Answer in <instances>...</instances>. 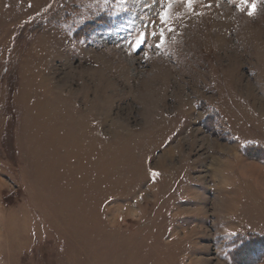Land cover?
Returning a JSON list of instances; mask_svg holds the SVG:
<instances>
[{
    "label": "rangeland",
    "instance_id": "obj_1",
    "mask_svg": "<svg viewBox=\"0 0 264 264\" xmlns=\"http://www.w3.org/2000/svg\"><path fill=\"white\" fill-rule=\"evenodd\" d=\"M262 214L264 0H0V264H264Z\"/></svg>",
    "mask_w": 264,
    "mask_h": 264
},
{
    "label": "crops",
    "instance_id": "obj_2",
    "mask_svg": "<svg viewBox=\"0 0 264 264\" xmlns=\"http://www.w3.org/2000/svg\"><path fill=\"white\" fill-rule=\"evenodd\" d=\"M262 216L264 215L262 214ZM236 229L237 231H235L234 234H238V233L245 234V233L254 232L260 235H264V221L262 222V224H255L250 221L245 222V223L243 222L240 225H238Z\"/></svg>",
    "mask_w": 264,
    "mask_h": 264
},
{
    "label": "snow or ice",
    "instance_id": "obj_3",
    "mask_svg": "<svg viewBox=\"0 0 264 264\" xmlns=\"http://www.w3.org/2000/svg\"><path fill=\"white\" fill-rule=\"evenodd\" d=\"M188 2L191 4L192 3V0H188ZM171 3H172V0H168V4H169V6L171 5ZM243 3L244 4H249L250 3V0H243ZM251 7H255V5H254V3H252L251 4ZM249 14L251 15L252 14V12H249ZM161 35H163V33H161ZM144 42V37L142 36V37H140V38H138L137 39V47H139L140 46V44H142ZM154 175L156 174V173H153Z\"/></svg>",
    "mask_w": 264,
    "mask_h": 264
},
{
    "label": "trees",
    "instance_id": "obj_4",
    "mask_svg": "<svg viewBox=\"0 0 264 264\" xmlns=\"http://www.w3.org/2000/svg\"><path fill=\"white\" fill-rule=\"evenodd\" d=\"M246 151V150H245ZM239 237H241L240 235H238L237 236V238H239ZM244 238L242 239V243L241 244H243V246H246L248 243H250L251 242V238H258V237H261L260 235H258V234H252V233H250V234H247L246 236L244 235L243 236ZM250 238V239H249ZM261 238H263V240H264V236L263 237H261ZM242 246V247H243ZM245 248V247H244Z\"/></svg>",
    "mask_w": 264,
    "mask_h": 264
}]
</instances>
